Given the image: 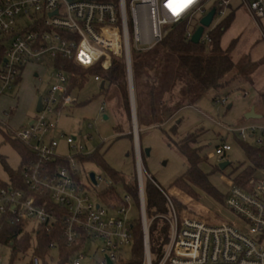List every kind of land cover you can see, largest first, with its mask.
Listing matches in <instances>:
<instances>
[{"label":"built area","instance_id":"1","mask_svg":"<svg viewBox=\"0 0 264 264\" xmlns=\"http://www.w3.org/2000/svg\"><path fill=\"white\" fill-rule=\"evenodd\" d=\"M209 1L212 0H193L177 15L169 7L170 0H0V51L3 52L0 99L14 90L27 67H48L50 62H60V67L55 68L58 83L39 97L42 108L34 111L25 127L16 129L0 119V125L6 126L13 139L31 154L22 164L19 178L8 179L6 186L0 188V230L4 222L22 223L35 236L40 226L51 233L57 224H62V238L67 247L79 246L69 264H81L89 257L91 246L99 241L103 243L102 264L120 262L121 250L133 244V220L126 216L131 198L127 195L123 199L127 206H106L99 193L112 187L113 181L95 175L93 183L88 175L89 186L103 185L100 190L94 189L93 198L82 180L78 157L89 156L94 151L56 128L58 116L76 103L70 87L74 89L82 80L69 72L64 63L85 69L99 66L107 71L114 60H122L128 88H133L132 51L151 50L163 41L168 26L185 19L200 22L213 9L214 18L224 15L231 0H216L213 8L207 10L205 4ZM241 2L260 26L264 20V0ZM205 33L202 39H207ZM93 79L104 82L97 75ZM220 104L225 105L226 100ZM107 109L104 103L101 114ZM4 116L7 118L10 113L4 112ZM92 127L90 124L89 128ZM226 130L242 143L253 140L259 149H264V122L249 123L236 130L226 127ZM58 136L67 137L68 145L76 151L74 157L56 153ZM231 151V145L224 141L216 146L215 155L220 158V164ZM137 170L142 264H154L150 246L152 220L147 216L139 156ZM258 171L264 176V167L255 174ZM255 174L244 187L229 181L230 192L224 204L237 215L239 224L180 217L179 212L185 208L180 209L150 179L167 201V212L160 218L169 226V239L157 264H264V177ZM50 248L57 259V244L52 243ZM29 264L43 262L32 255Z\"/></svg>","mask_w":264,"mask_h":264},{"label":"rangeland","instance_id":"2","mask_svg":"<svg viewBox=\"0 0 264 264\" xmlns=\"http://www.w3.org/2000/svg\"><path fill=\"white\" fill-rule=\"evenodd\" d=\"M215 1L207 2L205 8L207 10L212 9ZM241 3V0H231L230 7L225 10V14L217 15L214 18L212 25L205 30V35L225 20L232 11L238 10L231 28L222 39V45L227 47L232 40H236V48L232 54L233 59L237 62L249 58L251 62L255 63L256 70L251 73V83L254 84L247 82L242 77H237L225 91H220L217 94L211 92L195 105L181 109L171 120L160 127L143 130L141 139L139 129L138 137L136 136L140 154L142 153V147L144 151L149 150V154H145L144 161L142 160V154L140 157L144 186L147 184L148 179H153L172 199L183 203L185 210L179 212L180 217H196L210 223L239 224L237 215L231 209H228L224 203L230 192L229 181L252 165L242 148V140L236 138L233 133H228L226 127L236 130L249 123L264 122L263 120L245 119V115L251 109L264 114V99L260 97V93L264 91V36L263 32L256 27L258 24L250 16L246 6ZM261 23L263 22L261 21ZM260 27L264 31L262 26ZM163 66L161 65L160 68H163ZM55 70L53 65L49 64L40 73L41 76L36 79L26 68L24 77L22 76L23 81L12 92L7 93L0 99V119H4L8 126L16 129L25 127L30 120V116L36 110L39 97L58 83L55 78ZM76 75L82 79L80 74L77 73ZM150 76H154L153 71L150 72ZM107 86L108 84L96 82L93 77H89L81 87L79 85L74 87L71 90V97L76 100L77 104L59 115L56 123L57 130L62 134L68 137H76L78 144L87 146L90 150L97 152L96 160L78 163L85 184H87L86 178L90 174L103 176L106 179L110 178L111 172L109 173L107 168L122 175L126 181L134 179L138 171L137 157L139 155L137 156L138 149L135 144L132 108L130 133L134 142L128 137L130 134L128 132L129 125L119 108L120 102L114 90H112L113 96L109 99L102 92V89L107 88ZM245 94L248 96L245 97ZM223 100H226L225 105L220 104ZM104 103L107 104L108 109L103 115L101 114V106ZM4 112H9L10 116L5 118ZM105 116L108 118L107 120L104 119ZM121 123L124 125V130L122 134H118L116 129ZM90 124L93 126L92 128H89ZM174 130H176V136L173 134ZM199 130L203 131L200 145L204 148L203 154L206 155V160L199 167L207 175L211 186L218 192V197L198 190V197L195 200H190L173 186L174 182L188 169L187 160L173 142ZM86 137H91V139L86 140ZM223 141L231 145L232 151L224 159V162H230V166L225 170H220V158L215 155V148ZM57 142V154L68 158L76 155L74 148L68 145L67 137L60 138L58 136ZM245 144L252 148H258L253 140H249ZM19 150L18 142L13 139L8 128L0 125L1 181H8L9 171L19 169L21 163ZM84 153H87V150ZM255 176L264 177L259 174V171ZM113 187L122 199L127 196L123 182H115ZM89 188L91 196L94 198V189L100 190L103 185L97 188L89 186ZM184 199L189 203H185ZM179 208L184 209V207ZM126 216L133 221L140 220L139 210L134 205L132 198ZM102 246L103 243L100 241L93 244L91 251H89V257L85 258L81 264H102L103 256L100 251ZM133 249L132 244L130 247L121 250L120 261L129 262L132 259ZM30 255V252H28L19 256L14 264H27ZM0 258L2 259L0 264H9V248L0 246ZM142 262L143 254L141 264Z\"/></svg>","mask_w":264,"mask_h":264},{"label":"trees","instance_id":"3","mask_svg":"<svg viewBox=\"0 0 264 264\" xmlns=\"http://www.w3.org/2000/svg\"><path fill=\"white\" fill-rule=\"evenodd\" d=\"M235 16V12L232 11L225 20L210 30L207 33V39H202L199 44H194L189 38V34H194L199 27V22L193 23L189 19H185L178 24L168 26L163 41L151 50L132 51L133 84L140 139L143 130L160 127L171 120L181 109L195 105L211 92L217 94L220 91H225L237 77H242L249 83L252 82L251 73L256 70L255 63L251 62L249 58L237 62L233 59L232 54L236 48V40H232L227 47L222 45V39L231 28ZM1 54L3 52L0 51ZM50 64L54 68L60 67V62L57 60L50 62ZM64 64L69 72L78 73L82 76L81 83L78 84L80 87L89 77L94 78L97 75L105 84H108L107 88L102 89L107 99L113 96L112 90H114L120 102L119 108L129 125L128 132L130 133L131 100L125 63L122 60H114L111 68L107 71L99 66L85 69L72 63ZM161 65H164L163 68H160ZM152 71L154 72L153 77L150 76ZM21 79L22 77L20 82ZM71 90L72 87H70L69 92ZM76 104L77 102L74 107ZM123 127L122 123L117 127L118 134L123 133ZM173 134L176 136V130L173 131ZM202 135L203 131L199 130L188 134L179 141H174L172 138L173 143L188 162L187 171L174 182L173 186L190 200H195L198 197V190L218 197V192L211 186L207 175L199 167L206 160V155L203 154L204 148L200 145ZM128 137L134 142L131 133ZM18 144L21 163L17 171H9L8 179L11 181L19 178L22 164L28 156H31L23 144L19 142ZM242 148L252 166L239 174L233 181L236 185L244 187L256 170L264 167V149L252 148L244 143H242ZM141 154L144 161L145 151L143 147ZM96 159V151L89 156L78 157L81 163ZM58 163L63 165L62 162ZM107 170L109 173L111 172L110 179L113 184L123 182L127 195L132 198L134 205L139 207L137 175L134 179L126 181L122 175L108 168ZM152 180L148 179L144 188L147 216L152 220L150 226L151 253L156 264L168 242L169 226L160 218V215L167 212L166 198ZM6 184L7 181L0 180V188ZM99 198L108 207L127 206V203L119 196L113 186L101 191ZM174 201L178 207L185 208L183 203L178 200ZM185 203L189 202L185 201ZM132 225L134 237L132 259L129 262L120 261L119 264H141L143 254L142 226L140 220H134ZM62 229L63 225L57 224L49 233L40 226L39 232L33 236L24 228L22 223L4 222L0 230V246L9 248V264H14L19 256L28 252H30V256L40 257L43 264H69L79 246L68 248L62 238ZM52 243H56L58 247L59 256L57 259L53 256L50 248Z\"/></svg>","mask_w":264,"mask_h":264},{"label":"water","instance_id":"4","mask_svg":"<svg viewBox=\"0 0 264 264\" xmlns=\"http://www.w3.org/2000/svg\"><path fill=\"white\" fill-rule=\"evenodd\" d=\"M215 13L216 12L213 9L205 17H203L200 20L199 27L197 28V30L194 32V34L191 37V41L194 44H199L201 42V39H202V36H203L205 30L212 25ZM129 92H130V99H131V108H132V113H133V127H134L135 144H136V147H137L136 135L138 136V125H137V119H136V106H135L134 88H129ZM41 108H42L41 100L39 99L38 102H37L36 109L38 111H40ZM104 119L107 120L108 118L105 116ZM245 119L246 120H258V119H262V116L256 114L254 109H251L250 112H248L245 115ZM139 154H140V149H139ZM145 154L148 155L149 154V150H145ZM137 156H138V153H137ZM140 156H141V154H140ZM229 166H230V162H223V163L219 164L220 170H225ZM90 179H91V181L93 183H95V175L94 174H90ZM108 264H111V262L108 261Z\"/></svg>","mask_w":264,"mask_h":264},{"label":"crops","instance_id":"5","mask_svg":"<svg viewBox=\"0 0 264 264\" xmlns=\"http://www.w3.org/2000/svg\"><path fill=\"white\" fill-rule=\"evenodd\" d=\"M240 6H241V5H240ZM240 6H239V8H241ZM237 9H238V8H237ZM237 9H235V10H237ZM237 11H238V10H237ZM237 11H234L235 14H236ZM262 22H263V23L260 22V23H261L260 26H262V28L264 29V20H262ZM260 26L256 25V27H257L260 31H262V29H261ZM27 68L29 69V73H30L31 75L33 74L34 77H35L36 79H38V78L41 76L40 73H41L43 70H45V67H43V66H38V65L29 66V67H27ZM25 70H26V69H25ZM24 73H25V71H24ZM23 77H24V74H23ZM23 77H22V79H21V82L23 81ZM263 95H264V91H262V92L260 93V97H261V98H264ZM256 114L262 116V119H258V120L262 121V120L264 119V115H263L262 113H259V112L256 111Z\"/></svg>","mask_w":264,"mask_h":264},{"label":"snow or ice","instance_id":"6","mask_svg":"<svg viewBox=\"0 0 264 264\" xmlns=\"http://www.w3.org/2000/svg\"><path fill=\"white\" fill-rule=\"evenodd\" d=\"M192 2L193 0H170L169 7L172 8L174 14L178 15L181 11H183L184 8H186Z\"/></svg>","mask_w":264,"mask_h":264},{"label":"bare ground","instance_id":"7","mask_svg":"<svg viewBox=\"0 0 264 264\" xmlns=\"http://www.w3.org/2000/svg\"><path fill=\"white\" fill-rule=\"evenodd\" d=\"M137 136V135H136ZM138 137V136H137ZM136 141H138V140H136ZM138 143V142H137ZM137 149H138V155H139V164H140V166H141V168H142V162H141V159H140V154H139V147H137Z\"/></svg>","mask_w":264,"mask_h":264}]
</instances>
